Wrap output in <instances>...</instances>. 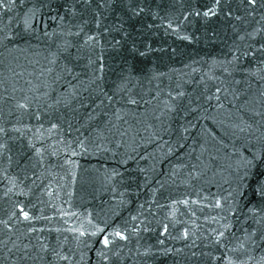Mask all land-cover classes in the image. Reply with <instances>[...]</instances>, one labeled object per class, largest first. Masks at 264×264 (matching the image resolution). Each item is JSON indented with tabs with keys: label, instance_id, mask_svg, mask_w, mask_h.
<instances>
[{
	"label": "water",
	"instance_id": "95a60500",
	"mask_svg": "<svg viewBox=\"0 0 264 264\" xmlns=\"http://www.w3.org/2000/svg\"><path fill=\"white\" fill-rule=\"evenodd\" d=\"M4 2L9 3V0ZM260 2L258 0L255 13L250 14L251 9L242 0H231L228 7L232 17H226L222 10L211 18L189 14L193 9L202 12L205 3L210 5L211 0H120L115 10L101 9L104 26L122 23L123 31L129 33L122 41L124 47L119 55L112 50L104 53L105 87L114 86L121 57H125L141 77L133 91L143 93L145 99L149 98V88L155 90L159 84L166 92L169 85L175 87L178 82L183 83L186 92L196 95L203 88L199 84L200 77L206 72L211 74L210 68L215 71L213 60L227 54L234 41L242 45L253 43L257 47L258 41L264 42V32L252 40H237V30L243 34L264 28V8L259 7ZM65 3L66 0H15L6 9L0 7V27L6 25L23 36L7 50L0 47V124L10 130L13 127L21 129V132L9 131L10 138H0V143H7L6 149H0V241L6 242V246L0 243V264H201L204 259L201 253L210 250L205 247L207 237L220 227L211 219L220 210L207 205L214 197L227 194L228 185L224 181L228 173L219 165L226 164L225 153L231 151L230 145L228 148L220 146L221 159L209 165L202 176L189 177L190 165L197 163L201 144L208 149L201 156L202 161H208L209 153L216 155L210 133L229 144L211 120H200L196 128L183 133L180 125L184 121L177 119L172 124L174 131L137 148V155L128 148L117 150L114 145H109L110 152L97 151L85 139L86 132L80 136L75 131L79 127L75 120L71 130L61 121L59 129L49 131L50 124L45 117L38 120L25 115L20 119L12 97L19 99L29 88L42 87L46 77L39 73L41 65L46 63L43 57L50 43L44 32L59 31L61 22L53 18L64 14L60 5ZM137 6L144 8L138 16L129 10ZM33 13L35 31L25 33L23 20ZM236 16L243 19L236 20ZM110 35L121 39L119 32ZM183 36L191 39H182ZM133 42L147 55L130 53ZM85 62L80 61L81 64ZM155 72L167 75L149 84L148 79ZM56 87L61 88L60 85ZM250 87L256 95L259 89H264V83L253 78ZM188 119L196 123L195 114ZM78 136L84 140V148ZM182 136L187 138L182 139ZM32 145L43 148L42 153L37 155ZM193 147L195 152H192ZM126 153H131L135 159H127ZM125 159L127 163L123 162ZM184 199L189 200L187 205L172 203ZM20 206L29 211L31 220L13 216ZM133 216L138 219L133 221ZM2 221H8V225ZM162 224L169 225L167 234L161 235ZM97 225L107 226L108 232L113 227L128 230L127 241L113 238L115 244L107 253L108 260L97 254L103 249L98 242L100 237L90 235ZM145 225L150 231L143 230ZM134 226L140 229L139 234L132 232ZM185 227L190 233L187 240L182 235ZM31 228L36 231H29ZM81 231L86 235L81 236ZM159 240L164 243H158ZM13 243L28 245L31 255L44 259H21L22 253L13 248ZM41 245L47 246L48 251H41ZM52 249L69 259H59ZM113 252H119V258L113 256Z\"/></svg>",
	"mask_w": 264,
	"mask_h": 264
},
{
	"label": "snow or ice",
	"instance_id": "6c2138e0",
	"mask_svg": "<svg viewBox=\"0 0 264 264\" xmlns=\"http://www.w3.org/2000/svg\"><path fill=\"white\" fill-rule=\"evenodd\" d=\"M14 2L15 0H9V3H5L0 0V7L6 9ZM242 2L251 9L250 14L255 13L258 0ZM118 3L120 0H66L65 4L60 5L64 14L53 18L61 22L59 31L44 32L50 43L47 44V54L43 57L46 63L41 65L39 73L41 77H46L42 87L29 88L27 92L21 89L24 94L19 99L12 97L20 119L25 115L34 116L38 120L45 117L50 124L49 131L59 129L61 121L71 130L72 121L75 120L79 125L75 131L80 136L86 132L85 139L89 140L97 151L110 152L112 148L109 145H114L117 150L128 148L131 153H137V148L145 143L162 139V134L174 131L172 124L177 119L184 121L180 125L183 133H189L190 129L196 128L200 120H211L220 128L229 144H225L224 138L210 133L215 142L213 147L216 155L209 153L208 161H202L201 156L208 149L201 144L200 156L196 157L197 163L190 165L189 177L198 178L209 165H215L221 159L220 146L228 148L230 145L231 151L225 153L226 164L219 165L228 173L224 181L228 185L225 190L227 194L214 197L212 203L207 205L220 210L217 216L211 217L220 227L213 229L207 237L205 247L210 250L201 253L204 258L201 264H264V89H259L257 94L253 95L250 87L253 78L264 83V42L258 41L257 47L253 43L242 45L234 41L227 54L213 60L215 71L210 68L211 74L206 72L200 77L199 84L203 85V88L196 95L186 92L183 83L178 82L175 87L169 85L166 92L159 84L155 90L149 88V98L145 99L143 93L133 91L140 83L141 77L137 75L138 69L129 64L125 57H121L118 80L113 82L112 88L105 87L104 53L112 50L119 55L120 49L124 47L122 41L129 33L123 31L122 23L113 27L104 26L101 9L115 10ZM230 3L231 0H211L210 5L205 3L202 12L193 9L189 14L211 18L223 10L226 17H232L233 13L228 7ZM259 7L264 8V0H261ZM129 10L138 16L144 8L137 6ZM184 19H187V16ZM235 19L241 20L243 17L236 16ZM34 20L35 13L23 20L25 33L35 31ZM169 27L172 25L169 24ZM112 32L121 33V39L110 35ZM261 32H264V28L254 29L252 32L245 31L243 34H239L237 30V40H252ZM18 37L23 39L20 33L12 32L6 25L0 27V47L7 50ZM181 38L191 39L189 36ZM129 52L138 53L141 57L147 55L146 51H140L136 47L135 42L131 44ZM82 60L86 62L81 64ZM36 63L39 64V61ZM165 75L167 74L155 72L148 82L151 84L153 79ZM237 76L240 78L237 79ZM242 84L246 87H239ZM193 114L196 123L188 119ZM9 131L21 132V129L13 127L10 130L0 124V138H10ZM257 132L259 135H256ZM142 133L148 135L144 136ZM77 139L81 148H84V140H80L79 136ZM32 147L37 155L43 151V148L37 149L35 145ZM6 148L7 143H0V149ZM195 151L196 148L193 147L192 152ZM131 153H126L127 159H135ZM127 159L123 162L127 163ZM113 174L119 175L115 172ZM160 186L163 187L162 184ZM152 203H156L155 199ZM172 203L187 205L189 200H173ZM140 207L143 208L144 205ZM13 216L22 217L24 221L33 218L24 206H20L18 213L14 212ZM131 219L135 221L138 217L133 216ZM2 223L8 225V221ZM162 229L161 235L167 234L169 225L162 224ZM143 230L150 231L147 225ZM29 231L34 232L36 229L31 228ZM139 231L135 226L132 228L133 233L139 234ZM80 235L84 236L86 233L81 231ZM90 235L100 237L98 242L103 245V249L97 254L105 260L110 259L107 253L115 244L113 238L121 241L129 239L127 228L113 227L112 231L108 232L107 226L99 225ZM182 235L185 240L189 238L188 228L183 229ZM0 243L6 246L5 241ZM158 243L163 244L164 241L159 240ZM13 248L22 253L20 258L23 260L44 259L43 256L31 255L26 244L18 246L13 243ZM40 250L48 251L45 245H41ZM11 251L12 249H9V252ZM258 251L261 253L259 256L256 255ZM52 252L59 259H69L55 249H52ZM145 254H148V250ZM192 255L195 256L196 253L193 252ZM113 256L119 258V252H113Z\"/></svg>",
	"mask_w": 264,
	"mask_h": 264
}]
</instances>
